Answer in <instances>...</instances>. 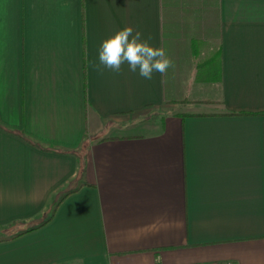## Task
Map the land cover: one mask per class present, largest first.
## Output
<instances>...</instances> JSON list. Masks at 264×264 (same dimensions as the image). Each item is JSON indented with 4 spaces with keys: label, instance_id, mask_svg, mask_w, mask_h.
<instances>
[{
    "label": "crops",
    "instance_id": "obj_1",
    "mask_svg": "<svg viewBox=\"0 0 264 264\" xmlns=\"http://www.w3.org/2000/svg\"><path fill=\"white\" fill-rule=\"evenodd\" d=\"M126 26L166 76L93 69ZM0 240V264H264V0H0Z\"/></svg>",
    "mask_w": 264,
    "mask_h": 264
},
{
    "label": "clouds",
    "instance_id": "obj_2",
    "mask_svg": "<svg viewBox=\"0 0 264 264\" xmlns=\"http://www.w3.org/2000/svg\"><path fill=\"white\" fill-rule=\"evenodd\" d=\"M151 37L142 39L140 31H134L131 26L115 31L104 39L98 50L99 63L92 62L91 66L100 75L108 69L120 73L122 65L127 64L132 73L151 80L153 73L166 76L175 64L163 47H154Z\"/></svg>",
    "mask_w": 264,
    "mask_h": 264
},
{
    "label": "trees",
    "instance_id": "obj_3",
    "mask_svg": "<svg viewBox=\"0 0 264 264\" xmlns=\"http://www.w3.org/2000/svg\"><path fill=\"white\" fill-rule=\"evenodd\" d=\"M216 52H217V54L207 63L199 62V61L195 62V63H197L196 69L198 71V75L201 76L199 78H201L203 80H214V79H216L217 81L220 80V76H219L220 75V61H219L220 50H218ZM239 114H244V113H225V115H239ZM246 114H250V113H246ZM65 195H67V194H65ZM27 231H29V230L20 232L14 236L9 237V238L17 237V236H19V235H21Z\"/></svg>",
    "mask_w": 264,
    "mask_h": 264
},
{
    "label": "rangeland",
    "instance_id": "obj_4",
    "mask_svg": "<svg viewBox=\"0 0 264 264\" xmlns=\"http://www.w3.org/2000/svg\"><path fill=\"white\" fill-rule=\"evenodd\" d=\"M180 110V109H179ZM178 109H176L175 111H179Z\"/></svg>",
    "mask_w": 264,
    "mask_h": 264
}]
</instances>
